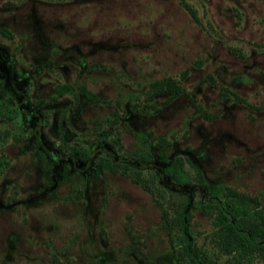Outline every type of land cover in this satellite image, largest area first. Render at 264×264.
<instances>
[{
  "label": "rangeland",
  "instance_id": "rangeland-1",
  "mask_svg": "<svg viewBox=\"0 0 264 264\" xmlns=\"http://www.w3.org/2000/svg\"><path fill=\"white\" fill-rule=\"evenodd\" d=\"M185 1L198 22L180 0H0V264H180L181 235L199 264H264V250H220L196 181L264 212V0ZM164 76L215 116L184 94L150 98ZM64 82L101 102L56 92ZM162 155L192 178L175 183Z\"/></svg>",
  "mask_w": 264,
  "mask_h": 264
},
{
  "label": "trees",
  "instance_id": "trees-1",
  "mask_svg": "<svg viewBox=\"0 0 264 264\" xmlns=\"http://www.w3.org/2000/svg\"><path fill=\"white\" fill-rule=\"evenodd\" d=\"M180 3L188 11L194 21L198 22V17L193 7L185 0H180ZM1 30L9 34L5 28H1ZM185 73L186 69H183L180 72V76L183 77ZM54 90L56 92H68L81 95L86 103L98 104L101 102L100 97L83 84L73 85L64 82L56 84ZM147 92L150 98L157 94H166L163 101L164 103L178 94H184L187 97L188 103L193 107V112H199L206 118L215 116L214 113H209L203 109L199 103L194 102L191 96L179 84L178 80L171 76H164L152 80L149 83ZM219 94L221 96H230L232 99L239 102H245L236 92L225 86L219 88ZM67 151L69 153L76 152L78 156H85L73 145H67ZM129 157L140 163H147L152 158L150 153L139 150L132 151ZM161 158L165 163L163 170L175 183L188 182L190 178H192L190 173L185 170L183 162L178 156L168 158L162 155ZM96 162L112 171H117L118 166H126L123 163L113 161L103 156H97ZM5 164L6 159L0 154V172L3 170ZM120 170L124 171L121 168ZM196 176V181L199 183L202 192L208 196V199L203 203L200 202L199 205L203 208V211L213 219L215 225L213 237L220 250L223 252H232L235 257L241 258H248L254 252L264 250V212L259 206L260 202L258 197L238 191L221 182L209 183L204 180L199 172H196ZM164 212L165 211L162 210L163 220L166 222L168 233H170L169 221ZM179 243L180 245L177 247L176 253L180 264H199L193 255V249H195L193 244H191L190 249H188L183 241L182 235L181 238L179 237Z\"/></svg>",
  "mask_w": 264,
  "mask_h": 264
}]
</instances>
